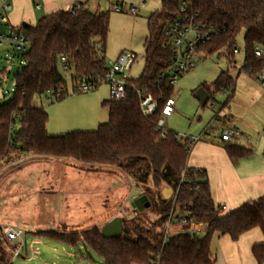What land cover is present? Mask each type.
Returning a JSON list of instances; mask_svg holds the SVG:
<instances>
[{"label": "trees", "instance_id": "16d2710c", "mask_svg": "<svg viewBox=\"0 0 264 264\" xmlns=\"http://www.w3.org/2000/svg\"><path fill=\"white\" fill-rule=\"evenodd\" d=\"M161 9L147 18L144 67L138 78H130L124 101H104L109 119L95 131H76L61 136L47 134L49 116L43 107L33 104L35 97L51 94L61 100L67 95L61 74V57L66 69H72L74 91L82 83L99 86L108 70L105 59L110 31L109 13L86 7L59 10L40 18L34 25L16 29L29 41L27 50L17 53L24 61L15 76L14 97L0 105V168L26 156L69 158L90 167L119 169L136 185H148L143 192L151 205L131 219H122L119 236L106 237L102 230L41 234L69 245L82 244L92 249L101 264H214L211 241L214 234L228 235L234 241L253 228L264 234V195L226 211L215 203L205 169L190 167L192 147L189 139L169 130L162 135L156 127L161 98L172 95L173 86L157 83L162 71L172 62L173 51L165 47L166 32L181 17H190L209 39L198 44L203 56L218 54L234 61L237 37L243 34L245 61L242 71L258 78L264 60L256 49H264V0H160ZM76 4H74L75 6ZM185 8L182 11V8ZM216 90L234 87V80L222 72L214 81ZM210 94L206 86H202ZM152 94L159 108L146 116L141 110V95ZM227 153L236 163L252 153L251 148L227 145ZM172 190L170 198L162 194ZM154 213L157 218L147 215ZM185 217L202 226L200 233L178 231L164 243L166 222ZM0 238V264H11L15 244ZM258 264L264 263V241L254 245ZM156 255L159 256L158 260Z\"/></svg>", "mask_w": 264, "mask_h": 264}, {"label": "rangeland", "instance_id": "374dc122", "mask_svg": "<svg viewBox=\"0 0 264 264\" xmlns=\"http://www.w3.org/2000/svg\"><path fill=\"white\" fill-rule=\"evenodd\" d=\"M115 4L122 7L121 12L114 10ZM131 6L135 7V14ZM90 8L110 15L106 62L116 60L122 53L133 54L135 61L129 75L138 78L144 67L147 18L161 9V1L92 0ZM235 45L239 52L234 55L233 62L218 54L202 55L194 68L179 77L172 90L176 112L166 120L168 130L181 137H198L206 128L209 134H220L216 125L208 126L216 115L223 118L231 110L237 113L246 110L247 118L264 119L262 82L242 71L245 61L243 34L237 37ZM23 65L24 61L13 48L7 43L0 45V105L14 97L15 76ZM60 71L66 81L67 95L56 100L47 93L33 101L48 113L47 134L61 136L76 131H95L109 119L108 108L104 105V101L111 100L108 84L102 82L89 92H75L71 79L73 70L60 68ZM222 72L232 77L233 88L215 89L213 83ZM202 86L212 92L205 106L196 98ZM147 187L152 188V184L137 186L119 169L90 167L69 158L29 155L3 165L0 168V238L5 226L17 225L25 230L27 240L26 249L21 251L20 257L12 256L11 264H101L102 259L82 244L72 246L41 234L102 230L114 218H134L131 203L144 195ZM147 215L152 220L157 218L151 212ZM17 247L15 244L14 250Z\"/></svg>", "mask_w": 264, "mask_h": 264}, {"label": "crops", "instance_id": "0c3cea01", "mask_svg": "<svg viewBox=\"0 0 264 264\" xmlns=\"http://www.w3.org/2000/svg\"><path fill=\"white\" fill-rule=\"evenodd\" d=\"M6 1L11 5V10L6 13V23L0 25V32L18 28L22 24L34 25L43 16L59 10H69L78 2L90 8L92 2V0ZM1 6L2 0L0 12ZM246 114V110L244 113L231 110L223 118L216 115L215 120L221 119L218 122L221 126L230 120H236L234 128L239 130L241 135L233 137L230 141H223L221 133L209 134L206 128L198 136L199 140L193 145L188 158L190 167L206 170L212 197L215 203L225 207L226 211L235 210L244 202L264 195V119H258L259 116L249 119ZM227 145L251 148L252 153L234 163L227 153ZM263 241L264 234L258 227L249 230L236 241L228 235L216 233L211 241L214 264H258L252 249L254 245Z\"/></svg>", "mask_w": 264, "mask_h": 264}, {"label": "built area", "instance_id": "2783aa9c", "mask_svg": "<svg viewBox=\"0 0 264 264\" xmlns=\"http://www.w3.org/2000/svg\"><path fill=\"white\" fill-rule=\"evenodd\" d=\"M82 4L76 3L69 10L79 9ZM184 7L182 11H184ZM0 12V25L6 23V13L11 10V5L6 1L2 0ZM114 10L121 12L122 7L118 4L114 5ZM130 10L132 14H135V7L131 6ZM167 40L164 43L165 47H171L173 51L172 62L168 68L160 73L157 78V83H163L168 86H174L179 77L189 69H192L201 60V53L198 49V44L205 42L209 39V33L203 32L200 25L195 23L190 17H181L171 29L166 32ZM4 43L9 44L17 53H23L27 50L29 46L28 39L23 34H18L15 28H10L7 32H0V45ZM235 53L239 52L236 47ZM256 56L259 59L264 60V49L259 48L255 51ZM62 62V68L66 69V59L64 57L60 58ZM135 61V56L133 54H120L116 60L107 63L108 70L104 75L103 82L107 83L110 89L111 100L119 102L124 101L127 98V85L128 80L131 78L129 72ZM5 77V75H2ZM258 79L262 82L264 87V63L258 74ZM98 86L94 82L82 83L76 86V90L81 92H89L96 89ZM161 109L160 116L156 122V127L160 133L164 136L168 133V129L165 127L166 120L176 112V99L171 95L166 98H161ZM141 110L144 115L151 116L154 115L158 108V101L152 94L141 95ZM216 125L221 129V138L223 141H230L233 137H238L241 135L240 131L235 129L236 120H230L225 125L221 126L212 120L209 126ZM189 139V147L199 140V137H184ZM223 210H226L222 206ZM141 213L135 207H132L131 215L138 216ZM177 212L171 213L167 222L165 229L164 243L167 241L168 237L180 230L186 232L200 233L202 226L192 220H187L185 217H180L179 220L175 219ZM3 233L5 237L12 243L18 245L17 249L14 250L13 258L21 256V251L25 250L27 247L26 232L20 226L17 225H7L3 228ZM159 256L156 255L158 260ZM138 264V263H133ZM150 264H159V262H152Z\"/></svg>", "mask_w": 264, "mask_h": 264}, {"label": "water", "instance_id": "95a60500", "mask_svg": "<svg viewBox=\"0 0 264 264\" xmlns=\"http://www.w3.org/2000/svg\"><path fill=\"white\" fill-rule=\"evenodd\" d=\"M209 92L203 87L198 89L196 92V98L199 100L202 106H205L210 100ZM163 196L167 199L172 195V190L168 187H164L162 190ZM151 203L147 195H141L137 197L133 202L132 206L140 211L146 210L150 207ZM123 230L122 218H114L109 223L102 227V234L106 237H116L121 234Z\"/></svg>", "mask_w": 264, "mask_h": 264}]
</instances>
